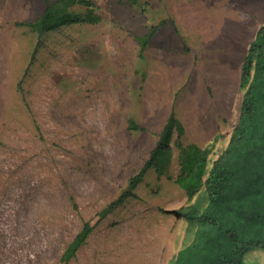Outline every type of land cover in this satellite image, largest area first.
<instances>
[{"label": "rangeland", "instance_id": "rangeland-1", "mask_svg": "<svg viewBox=\"0 0 264 264\" xmlns=\"http://www.w3.org/2000/svg\"><path fill=\"white\" fill-rule=\"evenodd\" d=\"M60 1L0 0V264H62L147 161L171 112L183 145L213 147L210 170L238 122L241 65L264 24V0H88L95 25L41 37L23 26ZM160 168L68 264H169L191 243L195 229L177 212L204 208V188L188 202L176 148Z\"/></svg>", "mask_w": 264, "mask_h": 264}, {"label": "trees", "instance_id": "trees-1", "mask_svg": "<svg viewBox=\"0 0 264 264\" xmlns=\"http://www.w3.org/2000/svg\"><path fill=\"white\" fill-rule=\"evenodd\" d=\"M60 4L58 8L47 3L35 22L23 26L41 37L65 25H95L100 21L91 1L61 0ZM75 5L85 9V16L68 12ZM154 31L139 39L141 52ZM240 89L244 94L238 122L210 170L207 165L213 147L183 145L185 130L171 112L147 161L129 179L119 197L99 212L98 220L83 225L60 262L68 264L98 223L134 196V190L143 182L148 170L154 168L160 176L161 160L176 148L179 163L176 185L188 202L204 188L206 206L201 208L197 200L177 212L195 230L191 243L169 264H264V24L248 45L241 65ZM130 127L138 130L132 122ZM175 134L177 138L173 140Z\"/></svg>", "mask_w": 264, "mask_h": 264}, {"label": "bare ground", "instance_id": "bare-ground-1", "mask_svg": "<svg viewBox=\"0 0 264 264\" xmlns=\"http://www.w3.org/2000/svg\"><path fill=\"white\" fill-rule=\"evenodd\" d=\"M112 27V26H111ZM98 39V38H97ZM115 56V55H114ZM112 62V61H111ZM79 69V68H78ZM100 69V68H99ZM111 70V69H110ZM73 72V71H72ZM103 73V72H102ZM118 73V72H117ZM77 74V73H76ZM99 74V73H98ZM233 73L229 70L227 74L224 76V80L222 81L223 89L229 90L232 86V75ZM120 75V74H119ZM105 76V75H104ZM113 77V76H112ZM118 77V76H117ZM226 92V91H225ZM73 115V114H72Z\"/></svg>", "mask_w": 264, "mask_h": 264}, {"label": "crops", "instance_id": "crops-1", "mask_svg": "<svg viewBox=\"0 0 264 264\" xmlns=\"http://www.w3.org/2000/svg\"><path fill=\"white\" fill-rule=\"evenodd\" d=\"M255 34V33H254ZM254 36V35H253Z\"/></svg>", "mask_w": 264, "mask_h": 264}]
</instances>
